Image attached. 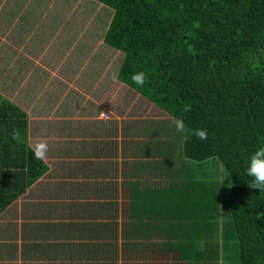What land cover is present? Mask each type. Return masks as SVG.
I'll use <instances>...</instances> for the list:
<instances>
[{"label": "trees", "instance_id": "1", "mask_svg": "<svg viewBox=\"0 0 264 264\" xmlns=\"http://www.w3.org/2000/svg\"><path fill=\"white\" fill-rule=\"evenodd\" d=\"M95 1L113 10L102 42L123 53L116 79L169 115L159 123L142 124V133L158 134L154 123L163 132H175L169 141L183 158L176 165L161 152L162 168H171L165 173L173 181L171 187L131 183V213L157 211L170 222L161 227L172 232L161 254L173 256L172 263L264 264V191L246 183L251 179L247 161L264 146V0ZM8 15L13 16L9 20L15 17ZM139 71L146 73L144 87L131 80ZM186 105L191 106L187 113ZM177 118H183L188 132L176 131ZM14 128L21 131L24 144L12 140ZM198 128L207 129L206 141L192 135ZM32 129L27 111L0 91V213L44 176L48 181L35 194L48 197L44 202L50 215L45 217L59 219L43 224V235L57 240L58 264H118V228L122 264H144L140 260L147 248L131 237L141 226L126 221L124 226L125 203L118 208L120 220L113 221L118 210L110 204L117 198L118 184L96 179V167L87 162L91 147L78 142L81 150L76 145L74 151L72 144L60 146L57 155L66 154L73 161L61 160L51 172L49 164L35 161L27 147ZM205 161L209 168L218 163L223 167L228 185L206 177ZM77 169L82 181L69 180L77 176ZM61 173L68 174L69 188L59 192L52 179ZM58 193L73 201H51ZM81 193L88 199L77 203ZM83 215L88 222L75 219ZM126 225H133V232L128 233Z\"/></svg>", "mask_w": 264, "mask_h": 264}, {"label": "rangeland", "instance_id": "2", "mask_svg": "<svg viewBox=\"0 0 264 264\" xmlns=\"http://www.w3.org/2000/svg\"><path fill=\"white\" fill-rule=\"evenodd\" d=\"M32 2L33 0H0V69L3 66L8 70L11 62L16 63L13 70L0 74V91L27 111L33 128L29 143H34L37 139L49 142L47 164L51 166V172L55 171L59 161H73L66 154L65 157L57 155L60 146L72 144L75 151L76 145L81 150L78 143H85L88 147L92 145L87 138L90 134H81V129L85 126L90 131L96 124L108 126L105 138L113 141L115 145L121 141L120 129L126 127L135 133L134 139L136 136L142 137L141 140L147 144L156 139L163 141L170 137L156 123L153 125L160 128L158 134L148 135L143 134V130L140 131L142 124H149L152 120L159 123L164 118L168 119L169 115L153 103L149 108L150 103L147 100L116 79L123 53L102 42L103 32L113 12L111 8L95 0H40L35 5ZM10 12L15 16L11 20L9 18L13 16L8 15ZM65 103H69L70 107H65ZM116 106L120 109L118 113ZM87 158L91 166L93 162L95 167L97 161L103 163L98 153L97 156L91 153ZM109 160L113 161L114 158ZM205 163L204 172L207 178L210 176L220 185H228L227 174L219 163L212 164L210 168L207 161ZM67 177V173H61V176L52 179L59 192L69 188V184L65 183ZM41 179V183L48 181L45 177ZM82 179L80 175L69 178L77 182ZM118 188L117 198L110 204L115 206L112 208L114 211L118 210L113 221L120 220L119 209L124 201ZM28 192L35 195L37 189L32 185ZM62 194L58 193L59 196L51 201L57 199L65 204L73 201L72 196ZM81 195L77 203L88 199L87 195ZM42 197H36L35 203L48 201V197ZM22 198L21 210L27 204L26 197ZM15 219L5 217L6 221L17 222L19 235L23 231L21 226L25 219L18 208L15 210ZM75 219L89 221L86 215ZM102 220L107 222L109 219L104 217ZM22 240L23 238L20 239ZM114 244L117 246L118 264H122L123 237L119 228ZM23 248L24 246L16 254L14 264H26ZM36 256H33L32 263L41 264L38 254Z\"/></svg>", "mask_w": 264, "mask_h": 264}, {"label": "crops", "instance_id": "3", "mask_svg": "<svg viewBox=\"0 0 264 264\" xmlns=\"http://www.w3.org/2000/svg\"><path fill=\"white\" fill-rule=\"evenodd\" d=\"M1 53L2 50L0 51V54ZM15 64V62H11L10 69L8 70H6L1 65L2 67L0 70L11 71L13 70ZM138 95L140 94L138 93ZM143 99L147 100L144 97ZM147 101L150 103V106H148L150 108L153 104L149 100ZM118 106H116L117 113L120 112ZM30 126L32 125L30 124ZM91 128H93L92 131H90L87 126L83 127L81 129V134L84 136L90 134L87 138L92 143L90 147L91 150H93L91 152L93 153V155L97 156L98 153L99 157H101L103 160L107 159L105 162L102 160L103 163H99L97 161L96 172L98 176L96 177V179L103 182L113 181L119 185V195L124 199L123 204L125 203L126 208V212L123 213L124 226L125 221L126 224H131L132 222L133 225L141 226L138 227L139 234L135 236L134 233H131L133 232V230L131 229V232L129 230L130 226L133 225H128V227L126 225V230L128 231V233H131V237L142 247L147 248L146 252L144 253L145 255L141 258L140 261L144 264H175L172 263L173 256H169L163 253L161 254V252H163L162 249L165 248L164 246H168L166 245V242L172 239V234L169 233L171 229L165 226V228L161 229V227L163 226L162 223L166 222L169 223V226H171L170 222L167 219H163L160 218V216H157V211H155L156 213L149 212L141 216L133 214L130 211V207L127 206V201L130 197L131 183L134 185L140 183V187L143 188L150 186L161 190H164V188H167L169 185L171 187V185L173 184L171 182L173 181L172 179H168L167 175L165 174L166 172L171 171V168H167L165 166L163 169L162 165L159 163V160L162 156L161 152H164L165 157L167 155L169 160L178 165V163L183 160V158L179 156L180 154L178 146H176L175 143L169 141L170 137H167V139L163 141H159L158 139H150L151 141H153L150 144H147L146 142L141 140L142 137L138 138L135 135L136 137L134 139L133 136L135 133L127 127L123 130L120 129L119 138L121 141L119 142V144L115 145L113 141H109L108 138H105L107 135V128H109L108 126L96 124ZM144 129H146L145 126L140 127V131ZM157 130L160 132V128H157ZM31 133L32 132L29 131L28 139H30ZM168 133L170 134L169 136L172 135L174 137L175 135V132L173 131L172 133L168 131ZM155 141L162 142L163 145H157ZM153 143L155 144L152 145ZM165 147H167L166 150L164 149ZM111 158H114V160L110 161L109 159ZM60 162L61 161H59L58 163ZM99 166L102 167L101 171H98ZM90 167H95L94 162L93 166H91L90 164ZM77 175H79V173ZM41 178L37 182H35V184H33V186H35L37 190H39L43 186V184L41 183ZM30 188L0 213V264L16 263V254L19 253V250L22 246H24L22 251L26 257V264H33V256L34 258L37 257L36 254H38L39 260L42 261L40 262L41 264H56L60 261L58 257L59 247L57 245L55 246L57 240L50 239L43 235V224L48 223L47 221L49 220V217L45 216L50 215V210L48 209L44 201L35 203V199L38 196H36V194L34 195L32 192L31 194H29L28 191L30 190ZM23 196L26 197L27 204L21 210L20 202L23 200ZM17 208L19 213L21 212L25 219L24 225L21 226L23 231L19 235V225L17 224V222L5 220V217L16 220L15 210ZM93 213L95 215L97 214V212H95L94 210ZM51 220L54 222L57 220L59 221V219L55 216L49 221ZM21 238H23L22 241H20ZM30 256L32 257L30 258ZM19 260L20 258L18 257V261Z\"/></svg>", "mask_w": 264, "mask_h": 264}, {"label": "clouds", "instance_id": "4", "mask_svg": "<svg viewBox=\"0 0 264 264\" xmlns=\"http://www.w3.org/2000/svg\"><path fill=\"white\" fill-rule=\"evenodd\" d=\"M113 78H115L114 74ZM131 80L135 85L144 87L147 80L146 73L144 71L135 72L131 75ZM190 108V105H186L183 111L187 113L188 111H190ZM174 125L177 132H188L183 118L175 119ZM192 135L202 141H206L208 139L207 129H195L192 131ZM11 137L17 145H22L25 142L21 131L18 129L14 128L12 130ZM27 147L31 150L32 158L35 161H39L41 163L48 162L47 154L49 151V142L47 140L37 139L34 143L28 144ZM246 174L251 178L246 182L247 186L250 189H258L259 191H264V146L258 148L248 159ZM224 178L220 181V183L223 182Z\"/></svg>", "mask_w": 264, "mask_h": 264}]
</instances>
